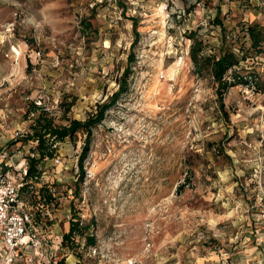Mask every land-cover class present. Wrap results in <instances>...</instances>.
Instances as JSON below:
<instances>
[{
    "label": "rangeland",
    "instance_id": "obj_1",
    "mask_svg": "<svg viewBox=\"0 0 264 264\" xmlns=\"http://www.w3.org/2000/svg\"><path fill=\"white\" fill-rule=\"evenodd\" d=\"M217 8L229 33L264 23V0H0V161L16 167L38 115L84 120L117 90L136 21L127 90L92 126L82 179L80 130L47 137L22 190L59 233L71 216L90 225L94 243L61 242L55 264H264V91L230 87L225 117L188 56L191 34L218 48ZM244 65L264 77V52Z\"/></svg>",
    "mask_w": 264,
    "mask_h": 264
},
{
    "label": "trees",
    "instance_id": "obj_2",
    "mask_svg": "<svg viewBox=\"0 0 264 264\" xmlns=\"http://www.w3.org/2000/svg\"><path fill=\"white\" fill-rule=\"evenodd\" d=\"M220 9L217 8L213 17V22L219 25L220 44L216 51L214 49L205 52V47L201 40L194 38L191 34V43L188 50V56L193 66V70L197 75H205L209 77L216 94V101L219 111L226 117L224 110L223 96L230 87L236 85L253 86L255 90L264 91V77L259 72L252 69L245 71L246 65L244 61L252 58L256 54L264 52V25L258 22H242L237 27H232L229 33L228 27L218 17ZM133 32L135 39L131 42L130 51L127 55V66L125 67L121 78L118 81V88L114 91L106 101L97 103L96 110L87 115L86 119L78 120L71 119L68 125L56 127L52 125L51 121L42 114L38 115L33 125H31V132L24 137V140L31 139L36 142L32 148L34 156H27V168L25 179H30L39 174V163L47 156H52L54 148L46 147L47 137L55 138V141H61L65 137H71L78 131H83L85 138L78 157L79 180L83 176V159L89 150V140L92 126L100 123L103 119L107 109H109L118 99L121 93L127 90V76L130 73V63L134 61L135 55L132 50L138 32L136 31V21L133 20ZM237 30L236 34L234 31ZM238 44L237 47L234 45ZM236 48V49H235ZM26 188V184L22 190ZM48 195V199H50ZM89 224H83L80 219L71 216L69 219V227L66 232L62 234L61 242L72 243L74 236L85 235V244H93L95 238L93 235L87 233Z\"/></svg>",
    "mask_w": 264,
    "mask_h": 264
},
{
    "label": "built area",
    "instance_id": "obj_3",
    "mask_svg": "<svg viewBox=\"0 0 264 264\" xmlns=\"http://www.w3.org/2000/svg\"><path fill=\"white\" fill-rule=\"evenodd\" d=\"M0 164V264H15L21 258L25 264H39L41 260L45 264H55L53 251L60 247L61 238L56 237V243L51 242L49 225L28 207L22 196L27 162L20 167L6 161ZM259 200H263V204L255 214L256 225L261 231L258 233L261 244H264V197Z\"/></svg>",
    "mask_w": 264,
    "mask_h": 264
},
{
    "label": "crops",
    "instance_id": "obj_4",
    "mask_svg": "<svg viewBox=\"0 0 264 264\" xmlns=\"http://www.w3.org/2000/svg\"><path fill=\"white\" fill-rule=\"evenodd\" d=\"M259 15H261L260 12H259ZM261 24H264V23H261ZM49 227L51 229L52 238H54L56 240V237L57 238H60L62 236V234L68 230L69 220H67V221H65L63 223V227H62L61 233L58 232V228H57L56 221H53L52 224H51V226H49Z\"/></svg>",
    "mask_w": 264,
    "mask_h": 264
}]
</instances>
